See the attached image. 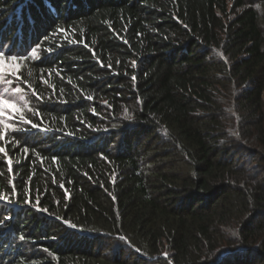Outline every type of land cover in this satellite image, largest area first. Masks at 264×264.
Segmentation results:
<instances>
[{"label": "trees", "instance_id": "obj_1", "mask_svg": "<svg viewBox=\"0 0 264 264\" xmlns=\"http://www.w3.org/2000/svg\"><path fill=\"white\" fill-rule=\"evenodd\" d=\"M262 10L0 0L29 94L0 141V264H264Z\"/></svg>", "mask_w": 264, "mask_h": 264}, {"label": "rangeland", "instance_id": "obj_2", "mask_svg": "<svg viewBox=\"0 0 264 264\" xmlns=\"http://www.w3.org/2000/svg\"><path fill=\"white\" fill-rule=\"evenodd\" d=\"M257 4L258 2L253 3L254 6H258ZM262 28L264 29V25ZM19 66V63L15 61H6L4 65H0V95H2L4 99L11 101L8 105H0V128H2L4 124L10 126L8 129L4 130L5 133L8 130L17 129L18 122L21 120L22 115L29 110V94L23 89L20 78H18ZM17 88L20 89L19 92L14 91ZM5 90L7 91L5 92ZM227 252L233 251L220 249L217 260L223 253ZM162 256L167 258L166 252L163 251ZM222 258L220 260H222Z\"/></svg>", "mask_w": 264, "mask_h": 264}, {"label": "snow or ice", "instance_id": "obj_3", "mask_svg": "<svg viewBox=\"0 0 264 264\" xmlns=\"http://www.w3.org/2000/svg\"><path fill=\"white\" fill-rule=\"evenodd\" d=\"M4 46L3 44H0V65H4L6 61H16L18 59V57L16 55H10V56H6L5 55V51L3 50ZM34 51V50H33ZM20 59H23V57H19ZM10 83V82H9ZM7 90H5L6 92ZM14 91L19 92L20 89L17 88ZM11 101L8 99H4L2 95H0V105H8L10 104ZM35 115V113H34ZM23 122L22 118L21 121ZM29 124H31V121H28ZM10 126L8 124H4L2 128H0V141H2L5 138V129H8ZM33 127H35V125H33ZM42 129L40 128H36V131H41ZM46 130V129H44ZM13 131H17V132H27L26 129H13ZM13 147L15 148L16 145H13ZM25 151H27V149H25ZM0 154H2L4 157H9V153L8 151H6L5 147H0ZM7 163L8 166V171L11 173L13 171V160L11 158H8L6 161H0V163ZM10 186L12 187V196H6L4 194H0V202H5V203H12L13 200L15 199V197L17 196V192H16V186L12 181H9ZM25 203L31 204L30 199H26ZM38 211H42V212H46V209H41L39 207H37ZM12 219L11 216H6L4 218L3 221H0V225H4L6 224L8 221H10ZM66 223V221H65ZM74 227V226H73ZM20 241H24L25 240V236L24 235H20L19 237ZM120 240H124V237H118Z\"/></svg>", "mask_w": 264, "mask_h": 264}, {"label": "water", "instance_id": "obj_4", "mask_svg": "<svg viewBox=\"0 0 264 264\" xmlns=\"http://www.w3.org/2000/svg\"><path fill=\"white\" fill-rule=\"evenodd\" d=\"M232 252H227V253H223L221 256H220V258H219V260L222 258V257H225V256H227V255H229V254H231ZM165 257V256H164Z\"/></svg>", "mask_w": 264, "mask_h": 264}]
</instances>
